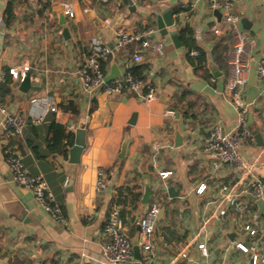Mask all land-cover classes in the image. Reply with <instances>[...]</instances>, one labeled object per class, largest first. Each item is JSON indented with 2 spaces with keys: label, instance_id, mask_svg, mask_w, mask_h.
I'll return each mask as SVG.
<instances>
[{
  "label": "crops",
  "instance_id": "1",
  "mask_svg": "<svg viewBox=\"0 0 264 264\" xmlns=\"http://www.w3.org/2000/svg\"><path fill=\"white\" fill-rule=\"evenodd\" d=\"M69 1L76 18L66 16L62 24L54 11L62 4L41 12L32 0H0V101L27 120L23 135L13 144L21 150L28 171L48 182L66 218V224L55 222L36 203L30 189L15 183L2 155L5 142L0 118V264H12L11 259L17 264H109L102 255L104 228L117 190L133 186L140 187L142 197L136 210L127 208L136 217L135 226L128 216L123 221L130 238H138L134 245L138 251L128 264H247L249 254L238 250L236 243L251 246L244 230L247 220L264 222V213L259 215L260 208L251 194L254 180H264V89L256 79L260 95L248 117L255 140L241 145L251 173L241 186L243 172L229 165L215 169L213 158L204 150L214 126L230 132L237 123V112L226 89L233 43L226 31L213 33L222 13L218 18L209 8V0H109L106 5L96 0ZM10 3L15 19L8 25ZM162 7L175 10L174 26H168L165 35L158 26V17L164 15ZM233 12L241 18V29L255 40L248 59L251 68L264 57V0H235ZM243 18L252 23L250 30L243 27ZM187 26L193 31L197 50L181 42L180 30ZM121 29H154L156 39L166 47L165 55L158 56L132 45L126 51H115L105 67L107 76L114 63L120 76L127 66L146 67L141 79L152 80L154 100L132 95L109 97L86 92L83 86L78 70L91 54L93 42L114 47ZM193 52L205 54L206 71L190 65L188 53L194 57ZM134 54L142 55L143 62H132ZM210 64L216 66L218 76L209 69ZM22 66L31 67L28 92L21 90L23 81H15L10 74L14 67ZM8 79L12 84H7ZM249 91L250 87L246 101ZM72 101L78 106V115L62 109ZM51 104L56 111L50 109ZM167 111L176 114L168 116ZM134 114L135 124L130 125ZM35 118L43 120L36 125ZM53 122L73 131L74 141L77 129L84 124L87 145L79 164L70 163L69 151L66 158L49 152L48 130ZM176 128L184 137L177 147L173 137ZM126 134L130 143L125 158L120 159ZM155 144L161 148L157 160L153 159ZM147 157L151 160L146 174L140 166ZM100 169L108 176L107 187L101 192L96 190ZM161 171H172L173 176L162 180ZM203 183L207 190L198 194ZM147 190L150 199L143 205ZM233 191H238V196L218 215L219 207ZM9 202H17L28 212L24 220L7 210ZM235 203L248 204V214L237 213ZM153 207L160 212L153 233L156 256L149 262L140 245L138 218ZM205 225V233L194 243ZM229 233L243 235L245 242L230 238ZM198 244L207 245L208 257L202 255ZM260 249L264 252V245ZM185 251L190 259H178Z\"/></svg>",
  "mask_w": 264,
  "mask_h": 264
},
{
  "label": "built area",
  "instance_id": "2",
  "mask_svg": "<svg viewBox=\"0 0 264 264\" xmlns=\"http://www.w3.org/2000/svg\"><path fill=\"white\" fill-rule=\"evenodd\" d=\"M101 4H108L109 0H96ZM33 6L37 10L44 9L46 2L51 5L62 4L67 18L75 19L76 10L73 3L69 0H32ZM235 0H209L211 11L222 13V19L218 26L213 28V33L218 35L223 31L230 36L233 46L229 60L230 75L226 82V89L231 94V101L237 112V123L230 132H225L220 126L212 128L208 138L204 143V150L213 158V166L219 169L224 165L243 172L241 186L249 180L251 167L249 162L241 153L243 143L254 142V135L249 127L248 117L252 104L246 101V95L249 87L250 67L248 59L255 40L241 29V18L233 12ZM156 30L129 31L121 29L116 34V44L114 47L103 45L99 41L92 44L91 54L84 60L78 70L79 77L83 82L86 92L103 93L109 97L136 96L144 101L155 99L156 92L152 80L148 77L143 80L135 76L129 66H127L122 75L111 82H106L107 73L104 63L108 62L115 51H126L132 45L140 47L164 56L166 52L165 45L156 39ZM193 56H199V52H193ZM132 62H143L142 55L134 54ZM256 79L264 89V57L256 61ZM31 71L30 66L14 67L10 74L15 81H23L26 75ZM3 80V79H1ZM52 111H56L54 104L50 105ZM174 111H167L166 115L174 116ZM0 118L3 125V141L5 145L2 150L10 172L13 175L15 183L21 187L32 191L34 199L44 211L57 223L66 224V218L61 204L55 199L48 182L42 175H33L23 163V154L13 142L23 135L27 126L26 118L10 110L2 101H0ZM42 118H35L37 125L42 122ZM160 145L153 146L157 160L160 152ZM160 178L168 180L173 176L172 171H161ZM107 173L100 169L97 172L96 190L104 191L107 187ZM207 190L205 183L197 189L198 194H203ZM252 196L254 199H264V180L256 179L253 183ZM238 191H233L217 212L220 215L224 209L233 204ZM235 210L240 215H247L250 210L248 204L235 203ZM122 206L115 203L109 214V219L104 228V241L101 244L102 255L109 264H128L134 259V245L130 236L126 233L124 223L121 217ZM160 212L158 207H153L147 213L138 218L140 228V245L146 261H151L156 256V249L153 243V233L156 227L157 217ZM207 225L203 227L193 242L197 243L200 236L205 233ZM244 230L250 240L251 246H245L242 243H236V248L244 254H249L247 264H262L264 262V252L260 249L264 245V222H251L247 220L244 224ZM198 249L202 251L204 257L209 256V249L206 244H198ZM178 259L189 260L188 251L179 254Z\"/></svg>",
  "mask_w": 264,
  "mask_h": 264
},
{
  "label": "water",
  "instance_id": "3",
  "mask_svg": "<svg viewBox=\"0 0 264 264\" xmlns=\"http://www.w3.org/2000/svg\"><path fill=\"white\" fill-rule=\"evenodd\" d=\"M54 11L59 13L61 23L62 24L65 23L66 15L64 13L63 5H58L57 7L54 8ZM162 12L164 13V15H163V17L162 16L158 17V26H159V29L161 30V34L165 35L167 33L166 32L167 27L168 26H174L173 25L174 24L173 16L175 15V10H169L166 7H162ZM215 14L218 16V18H221V13L219 11H215ZM242 24L246 30H250V27L252 26V23L246 18L242 19ZM64 33H66V31H64ZM174 40H175V44H178V36H175ZM209 69L215 74V76H218L215 73L217 68H216V66H214V64H210ZM120 74H121V72H120L118 65L116 63H114L113 67L111 69V73L106 77V82H111V81L115 80L116 78H118L120 76ZM31 85L32 84L30 82V74H27L26 78L21 83V90L23 92H28V90L31 88ZM249 87H250V91H249L250 99L247 102L249 104H252L260 95V89L258 88L257 81H256V67H255V65H252L250 68ZM135 119H136V114H134L132 116V120L129 122V124L134 125ZM175 135L176 136H173V137H176V147L181 146L182 142L184 140V137L182 136V134L178 128H176V134ZM256 138L260 140V135H257ZM86 141H87V131H86L84 124H81V126L77 129V131L75 133L74 145L69 149V161H70V163L79 164L81 162L82 154H83L84 149L86 148V145H87ZM129 143H130V136H129V134H126L124 142H123L122 147H121V153L119 155L120 159L125 158ZM150 160H151V158L147 157L144 160V162L141 164L140 170L143 173L147 174L149 172ZM150 194H151L150 190H147L146 193L144 194V197L142 199L143 205L148 204L149 199H150ZM256 203L258 204V206L260 208L259 215L263 216L264 199H258V200H256ZM6 208L8 211L14 213V215H16L18 218H20L22 220H24L28 214V212L23 207H20V205H18L17 202L16 203L15 202H9L8 204H6ZM140 212H142V210ZM228 236L230 238L238 237L241 241L245 242V237L243 235L229 233ZM137 239L138 238L136 237V239L132 240L133 245L137 244ZM134 251L137 253L138 249H134Z\"/></svg>",
  "mask_w": 264,
  "mask_h": 264
},
{
  "label": "trees",
  "instance_id": "4",
  "mask_svg": "<svg viewBox=\"0 0 264 264\" xmlns=\"http://www.w3.org/2000/svg\"><path fill=\"white\" fill-rule=\"evenodd\" d=\"M13 1H20V0H12ZM22 1V0H21ZM10 3L7 8V18L6 24H10L11 20L15 19L14 15V6ZM51 9V4L46 2L44 5V9L40 10H49ZM180 37L181 42L184 46H191L192 50H197L195 47V43L193 40V31L188 26L181 28L180 30ZM190 65L193 66L197 71L204 70L206 71V56L202 52H200L199 56L192 57L191 53H188ZM108 62L104 63V66H108ZM146 67H132L130 71L137 77L143 78L144 77V69ZM11 83V80H7V84ZM6 84V85H7ZM9 87V86H8ZM62 109L66 113H71L73 115L79 114L78 106L75 102H69L66 105L62 106ZM74 145V133L73 131L69 130L68 127L62 123L53 122L49 126L48 130V140H47V147L50 153L63 155L65 158L68 156V151L70 147ZM142 193L140 192V187L133 186V187H121L117 190V196L113 199L114 204L118 203L122 206L121 210V217L124 221L125 216L130 218V222L135 226L136 217H134L130 212H127L128 207H132L134 210L140 205ZM12 264H17L16 259H11Z\"/></svg>",
  "mask_w": 264,
  "mask_h": 264
}]
</instances>
